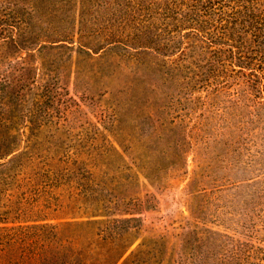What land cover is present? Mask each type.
<instances>
[{
  "label": "trees",
  "instance_id": "16d2710c",
  "mask_svg": "<svg viewBox=\"0 0 264 264\" xmlns=\"http://www.w3.org/2000/svg\"><path fill=\"white\" fill-rule=\"evenodd\" d=\"M62 58L76 73L84 67L77 58L90 65L102 61L92 76L103 79L119 100L140 102L149 118L155 113L146 109L148 103L157 104L163 134L182 137L173 172L186 170L190 153L195 151L198 167L222 147L234 157L227 170L248 172L240 152L264 148V0H0V261L158 264L146 248L150 237L132 248L143 220L108 212L72 178L74 169L59 173L45 161L32 197V203L42 197L41 208H31L28 224L20 223V201L11 200L23 181L34 182L26 168L36 158L23 150L21 142L28 141L21 137L30 128L35 134L29 140L37 139L46 122L28 109L27 124L25 105L36 108L56 97L51 73ZM128 145L125 155L132 157V141ZM149 159L142 152L132 163L152 182ZM258 170L255 179L230 184L236 191L230 195L231 225H223L224 219L215 223L200 206L201 214H190L164 264H264V166ZM224 184L213 190L223 191ZM65 191L73 194L68 205L60 196ZM243 194L250 195L249 209L239 205ZM68 214L71 220L54 221Z\"/></svg>",
  "mask_w": 264,
  "mask_h": 264
},
{
  "label": "rangeland",
  "instance_id": "374dc122",
  "mask_svg": "<svg viewBox=\"0 0 264 264\" xmlns=\"http://www.w3.org/2000/svg\"><path fill=\"white\" fill-rule=\"evenodd\" d=\"M77 60L81 62V66L84 64L78 73L64 67L65 64L69 65V59L56 60L57 65L51 73L57 80L52 92L57 94L53 100L45 99L36 108L25 105L27 112L23 115L26 122L32 117L28 109H35L33 116H41L46 122L40 128L37 139L29 140L32 133L35 134L30 128H26L21 137L28 141L21 142V146L25 147L23 150L32 151L36 158L32 163H28L26 168L28 175H34V182L29 179L23 181L11 200L20 201L24 217L20 223L28 224L27 215L31 208L34 211L41 208V196L32 203V197L37 191L34 183H38V174L48 167V162L52 168L58 169L59 173L67 168L74 169L72 178L78 179L80 184L87 187L92 197L100 199L102 207L105 206L108 212L118 210L122 212L116 216L140 217L143 220L142 236L132 248L137 246L144 236L150 237L151 239H147L146 248L152 250V260L160 261L158 264L170 260L169 257L173 255L170 249L178 247L186 221L190 219L191 213L201 214L200 206L206 207L205 212L209 219L216 217L215 223L224 219L223 225H231L227 219L229 212L234 208L230 206L234 199L230 195L236 191L230 184L241 177L255 179V176L259 175L255 171L264 166V157H258L257 152H264V148L258 146L240 152V164L248 172L227 170L226 163L234 161V157L229 151L225 152L223 147L209 153L198 167L194 151L187 156L186 170L183 168L173 172L174 155L181 152L177 142L182 141V137L163 134L165 125L158 120L157 112L161 109H157V104L148 103L146 109L155 113L149 118L145 112L140 111L145 109L140 102L119 100L116 91H112L111 87L106 88L102 83L103 79L92 76L95 70L101 69L102 61L98 60L90 65L91 62L87 63L82 58ZM73 61H76L75 56ZM128 141L133 143V148L129 149L133 151L132 157L125 155V150L130 148ZM120 145L125 148L122 150ZM142 152L150 158L152 182L132 163ZM68 155L72 159L65 162L64 158ZM45 156L52 159L46 160ZM243 162L251 163V168L255 171L250 172L251 168ZM86 169L94 174L89 176ZM221 175L225 178L220 181L211 180L214 176ZM263 177L262 174L259 180ZM222 183L227 185L223 191L213 190ZM263 184L264 180L260 185ZM2 194L0 191V198ZM72 195L67 191L60 194L66 205L72 200ZM237 199L239 205L246 203L245 209H249V194H243ZM261 201H264V197ZM62 217L54 221L71 220L69 214ZM6 260H1L0 264H5Z\"/></svg>",
  "mask_w": 264,
  "mask_h": 264
}]
</instances>
